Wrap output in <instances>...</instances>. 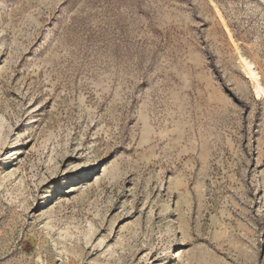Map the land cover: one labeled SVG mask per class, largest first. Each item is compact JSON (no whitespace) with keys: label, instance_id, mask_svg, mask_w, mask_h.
I'll return each instance as SVG.
<instances>
[{"label":"rangeland","instance_id":"obj_1","mask_svg":"<svg viewBox=\"0 0 264 264\" xmlns=\"http://www.w3.org/2000/svg\"><path fill=\"white\" fill-rule=\"evenodd\" d=\"M257 86L264 0H0V264H264Z\"/></svg>","mask_w":264,"mask_h":264},{"label":"bare ground","instance_id":"obj_2","mask_svg":"<svg viewBox=\"0 0 264 264\" xmlns=\"http://www.w3.org/2000/svg\"><path fill=\"white\" fill-rule=\"evenodd\" d=\"M247 66H248V65H247ZM249 68H250V67H249ZM247 72L250 74L251 77L255 76V72L253 73V72L251 71V69H248V67H247ZM249 74H248V75H249ZM254 78H255V77H254ZM255 79H256V78H255ZM253 80H254V79H253ZM254 82L256 83V81H254ZM262 89H263V87L261 88L260 86H257V94L260 95V96H261V95H264V92H263ZM258 95H257V96H258ZM258 97H259V96H258ZM261 97H262V96H261Z\"/></svg>","mask_w":264,"mask_h":264}]
</instances>
